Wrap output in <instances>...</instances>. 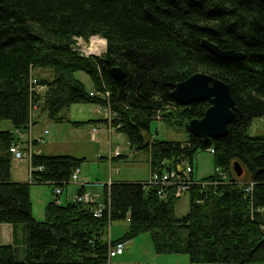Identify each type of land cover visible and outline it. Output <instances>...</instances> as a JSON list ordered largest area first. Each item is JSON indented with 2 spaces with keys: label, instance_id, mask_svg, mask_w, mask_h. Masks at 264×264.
Returning <instances> with one entry per match:
<instances>
[{
  "label": "trees",
  "instance_id": "16d2710c",
  "mask_svg": "<svg viewBox=\"0 0 264 264\" xmlns=\"http://www.w3.org/2000/svg\"><path fill=\"white\" fill-rule=\"evenodd\" d=\"M93 35L106 41L101 55H83L74 47L75 38ZM202 39L243 57H217L201 46ZM112 67L124 76L115 78ZM78 71L88 75L93 89L85 88ZM196 72L230 88L233 119L223 137L203 141L190 134L188 121L200 118L208 103L181 105L171 96L174 84ZM32 78L46 88L43 94L30 89ZM75 103L113 113L103 120L126 137L130 153L113 155L111 162L145 151L146 181L110 180L101 203H61L55 189L77 180L71 174L85 158L34 151L29 178L11 180V145L25 150L45 141L47 130L32 134L35 111L75 127L99 121L71 120L67 112ZM261 117L263 0H0V121L13 126L0 129V223L21 227L24 236L21 255L14 243L0 244V264H110L109 247L125 246L140 233L149 234L158 255L185 254L192 263L264 264V134L248 133L252 120ZM153 119L184 126L188 139L150 138ZM211 148L214 173L191 185L188 210L177 217L180 197L151 176L190 165L195 177L194 155ZM234 162L243 170L240 176ZM32 184L50 186L55 196L41 219L32 213ZM117 219H127L128 228L111 238L108 229Z\"/></svg>",
  "mask_w": 264,
  "mask_h": 264
},
{
  "label": "rangeland",
  "instance_id": "374dc122",
  "mask_svg": "<svg viewBox=\"0 0 264 264\" xmlns=\"http://www.w3.org/2000/svg\"><path fill=\"white\" fill-rule=\"evenodd\" d=\"M104 40L99 35L90 36L87 40L78 37L74 44L84 52H97L93 46L100 44V40ZM100 50V49H99ZM38 75H45L41 71H36ZM75 76L81 80L87 90L93 89L92 82L87 74L78 71ZM92 106L87 103L85 106ZM38 111L34 112L33 116ZM71 119H74L76 112L69 108L67 112ZM95 118L100 117L98 113H92ZM43 114L40 123L36 130H43L46 128L47 133L44 134L45 151L53 154H71L77 157H84V161L80 165L81 173L86 175L87 182H108L109 180H125V181H146L149 177V163L146 158L145 151H139L131 159H119L112 162L114 150L117 148L119 153L127 155L130 151L126 137L117 132L112 131L109 134L105 129H102L98 134L94 131L89 132V125H82L80 127H73L68 123H55L54 121L44 117ZM0 129L13 130V126L9 120L0 121ZM151 136L160 140H174L184 142L188 139V132L184 126L177 125L169 120L153 119L150 123ZM250 135L264 134V117L255 118L252 120L248 128ZM94 134V135H93ZM36 135V134H35ZM26 135H22V140ZM95 137V139H93ZM102 156V157H101ZM15 164H19L14 168ZM194 175L195 179H201L214 173L213 154L209 150H199L193 157ZM28 161L26 158L21 160H12L13 179L18 181H26ZM71 181L70 184H73ZM88 185V184H87ZM89 186V185H88ZM100 186V185H99ZM54 194L50 186L46 184H32L30 188V197L32 203V213L36 217L40 210H43L44 204L42 201H48ZM189 207V198L184 194L176 202L175 215L177 217L183 216ZM41 219L43 217H36ZM128 220L117 219L112 221L108 233L111 238H118L127 230ZM124 257L131 262L137 261L139 263L148 264H224V263H192L188 261L185 254H161L158 255L153 251L152 243L148 233H140L124 246ZM185 258L177 261H168L169 258ZM263 264V263H255Z\"/></svg>",
  "mask_w": 264,
  "mask_h": 264
},
{
  "label": "water",
  "instance_id": "95a60500",
  "mask_svg": "<svg viewBox=\"0 0 264 264\" xmlns=\"http://www.w3.org/2000/svg\"><path fill=\"white\" fill-rule=\"evenodd\" d=\"M201 46L223 59H241L243 57L241 52L221 49L206 39L201 40ZM110 72L117 79L124 76L119 67H112ZM171 96L176 103L181 105H189L197 101L208 103V107L200 118L188 121L187 129L190 134L203 141L226 135L228 124L233 119L234 98L225 81L204 72H196L174 84ZM233 171L236 176L243 173L237 162L233 163Z\"/></svg>",
  "mask_w": 264,
  "mask_h": 264
},
{
  "label": "crops",
  "instance_id": "0c3cea01",
  "mask_svg": "<svg viewBox=\"0 0 264 264\" xmlns=\"http://www.w3.org/2000/svg\"><path fill=\"white\" fill-rule=\"evenodd\" d=\"M85 105H86V103L72 104L69 108H70V110L73 109L76 112V114L73 117L74 119H71V117H69V118L73 121H86L89 119H99V121L96 123H86L84 125L90 126L89 132L91 131V129L94 126H97L96 134H98V132H100L102 129H105L109 134H112V131H114V129L109 126L108 121L106 122L103 120L104 116L100 115V117L95 118V116L92 115V113H98L95 109V106L92 107L89 105L88 107H86ZM98 114H100V113H98ZM38 115H39V113L35 114L34 124L32 126V134L35 138L41 134L40 130H36V128L38 127V125L40 123V119H41V117L39 118ZM73 127H75V126H73ZM44 130H47V129L45 128ZM93 139H95V137ZM44 143H45V141L43 143H39V144L37 143V145H35L33 147V151L37 152V153L44 152L47 154H53V153H48L45 151V147H43ZM146 158H147V156H146ZM18 165L19 164H15L14 168H17ZM10 173H11V180L18 181L16 179H13V177H14L13 176V174H14L13 168H11ZM27 175L29 178V166L27 167ZM111 180H113V179H111ZM87 181H88V179H87L86 175L83 174V172L81 173V169H80V172L77 176V180L75 182H72L73 184H68L65 188L60 189L61 192L59 195H57L58 202L64 203L67 201H72L73 195L77 194L79 192V190H81V194H88L89 195L90 201H95L97 203H101L104 199L103 184L109 183L110 180L108 182L106 181V182H102L100 184L97 182H87ZM54 197L55 196H53V198L50 197V199L48 201H51L52 199H54ZM48 201H42V204L45 205ZM43 214H44V211L40 210L36 217H38V218L43 217ZM23 239H24V236H23V231H22L21 227H19V226L15 227V230H14L13 226L11 224L0 223V244H13L14 243L15 246H17V248H18L17 250L19 251V253L21 255L22 251H23ZM127 243L128 242H125V245ZM180 259H183L185 261V258H177V256H174L173 258H169L168 261L174 262V261H177ZM110 264H142V263H139L137 261L131 262L130 260H127V258L124 257V250H123V252L121 254L111 258Z\"/></svg>",
  "mask_w": 264,
  "mask_h": 264
},
{
  "label": "built area",
  "instance_id": "2783aa9c",
  "mask_svg": "<svg viewBox=\"0 0 264 264\" xmlns=\"http://www.w3.org/2000/svg\"><path fill=\"white\" fill-rule=\"evenodd\" d=\"M77 39V38H75ZM101 43L100 44H96L93 46L94 50L97 52H84L82 50H80L76 44H74V47L81 52L83 55H101L104 51H105V47H106V41L104 40H100ZM100 49V50H99ZM30 89L35 92L36 94H43V92L45 91V87L43 85L38 84L37 80L32 78L30 80ZM36 105L35 104H30V109H35ZM96 111L98 113H103V116L105 118L110 119L112 117V112L107 109V108H101V107H97ZM91 131L97 132L96 128H92ZM46 132V131H45ZM94 135V134H93ZM42 141V140H41ZM9 151L12 153L13 159L14 160H21L26 158L28 160V163L30 161L31 155L33 153V147L28 144L27 148L25 150H22L17 144H12L11 147L9 148ZM211 153H213V149L211 148L209 150ZM119 153L118 149L116 148L113 152L114 155H117ZM38 170H41V167L38 166L37 167ZM181 169V168H178ZM217 171H219L217 169ZM29 172H30V165H29ZM79 172L78 168H75L71 174V179L72 180H76L77 179V174ZM218 174H220V172H218ZM225 174H222L221 177L224 179ZM154 183H158V184H162V185H167V186H171L173 189V194L175 197H181L184 194H188L190 187L193 183L198 182L197 179H195L194 177H192V167L190 165H186L184 167V169L179 170L178 172L175 169H168L163 173H153L151 176V180ZM250 185H248L245 188L246 192L250 191ZM55 193L58 194L60 193V189L56 188L55 189ZM74 201H90V197L88 194H74L73 198ZM101 215V206H98L95 211H94V216L99 217ZM262 230L264 231V225L262 226ZM124 249V244L122 242H116L113 245H111L109 247L108 250V257L112 258L118 254H121L123 252Z\"/></svg>",
  "mask_w": 264,
  "mask_h": 264
}]
</instances>
